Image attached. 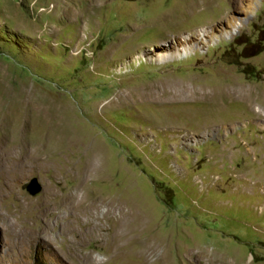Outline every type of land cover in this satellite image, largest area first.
<instances>
[{
  "label": "rangeland",
  "instance_id": "374dc122",
  "mask_svg": "<svg viewBox=\"0 0 264 264\" xmlns=\"http://www.w3.org/2000/svg\"><path fill=\"white\" fill-rule=\"evenodd\" d=\"M167 81L212 94L240 84L256 104L228 94L118 104L121 91ZM51 101L71 109L69 122L45 119ZM28 102L34 114L15 126ZM262 104L264 0H0V264H86L83 254L91 264H161V256L170 264H264ZM38 120L44 134L75 132L98 146L100 173L85 185L103 200L116 197L112 218L104 202L95 217L45 210L46 199L73 189L86 150L37 147ZM17 138L41 158L14 163L5 148ZM32 178L36 194L27 190ZM129 210L143 217L142 234L158 239L146 263L134 243L119 242L133 256L109 251L113 220L116 228ZM81 231L90 234L82 241Z\"/></svg>",
  "mask_w": 264,
  "mask_h": 264
},
{
  "label": "bare ground",
  "instance_id": "6f19581e",
  "mask_svg": "<svg viewBox=\"0 0 264 264\" xmlns=\"http://www.w3.org/2000/svg\"><path fill=\"white\" fill-rule=\"evenodd\" d=\"M161 48H163V46H161ZM171 58H172V56H171ZM163 59H166V56H164ZM206 88L207 87H202L200 85L199 86L198 85H192L191 83H188V82L167 81V82H165V84L162 87H159L157 85V86H155V88L153 87V88H150V89L124 90V91L119 92L117 94V97H118V104L119 105H127V104H131L133 102H141V103H147V102H150V101L151 102H161V101H164V100H167V99L168 100L169 99H171V100H209L212 96L214 97V98L213 97L212 98L215 101V99L218 96L228 94L230 96H233L235 99L245 100L246 103H247V106L250 109H252L254 107V105L256 104L255 103L256 102L255 101L256 97L254 98L252 93H250L251 90L249 88L243 87L240 84L239 85H236V84L232 85L230 89L229 88L228 89H220L219 88L220 90H218V92L215 91L216 93H214V94H212L213 92L211 93L208 90V88L207 89ZM246 89L247 90L249 89V90L246 92ZM29 103L30 102L26 103V105H25L26 109L24 108V109L20 110L19 113H17L16 119H15V122H14L15 126H16L17 121L20 118V116H23L22 117L23 119L20 120V124L21 125L22 124L24 125V123L29 122L28 119L25 120V116L30 115L31 112H32L31 109L33 107V104L28 106ZM60 105L61 104L52 102L50 104V106H48L49 107V111H51V112L50 113H48V112L45 113L44 117H45V119H47L49 121V123H52V122H54L56 120H68L67 122L70 121V118L72 116L69 115L70 114L69 112L71 111V109L68 108L67 105L66 106L62 105L64 107H62ZM261 106H264V104H262ZM39 109H40V107H39ZM257 111H258V115H260L261 114L260 106H259V109ZM33 112H34V110H33ZM38 116L36 114V117H38ZM28 118H29V116H28ZM34 119L37 120L38 118H34ZM42 119H44V118H42ZM38 121L36 123L33 121L34 124H32L33 125L32 126V135H34L35 137H38L37 141H36V144H37V142L39 140V147H42L43 143L48 141L49 144H56L57 147L59 146L60 148H63L64 150H67L69 152L71 151V152H79L80 153V150H82V148H83V150H86V158H85L86 160L81 164L80 168H78V169L76 168L75 169L74 175H75V178H77V182H76L75 186L73 187V189L70 190V191L65 192L57 201H52L50 199H46V201H45V204H46L45 210L54 212L56 214H58L59 211H61V212L62 211H66L67 213H69L68 215H70L74 219L81 213H86L89 217H95V215H96V213H97V211L99 209V206L103 205L102 203L104 202L105 205H106L105 216L111 217V214L114 211V208L116 207V201H115V200H117L116 197L109 196L107 199L105 198L103 200V199L100 198V196L102 197V195L99 196L97 191L91 189L89 187V185L88 186L85 185L86 184V180L89 179V176H93L95 174L97 175L98 173H100V172H98L97 167H95L97 165L98 156L100 157V155H101V153H100L101 151L99 150L98 146L92 148L91 147V145H92L91 142L87 143L84 140L85 136L84 137L83 136H78L75 132H72V133L71 132H67L64 135L62 134V136H57V135L52 136V135L47 134V133L44 134L43 133V131H44L43 127L41 126L42 121H39V122ZM30 123H31V120H30ZM25 127L26 126L19 127L17 133L21 134L23 132V130L25 131L27 129V128L25 129ZM22 134H24V133H22ZM11 140H12V142H11L12 145H10V143H8V146H7L8 148H5V149H8V150L12 151V152H10V154H11L10 159L14 160L15 161L14 163H16L17 161H19V159H22V158H24L27 155H29V157H31V159H33L32 161H37V160H39L41 158L36 153L37 152L36 148L38 147V144H37V147L35 146L36 150L35 149L31 150V149L28 148L29 144H27V141L25 142V139H23L24 143H22L21 140L19 141L18 138L15 139V140H13V139H11ZM48 142H47V144H48ZM3 144H4V142L0 141V147ZM49 144H48V146H49ZM31 145H32V143H31ZM93 145H94V143H93ZM2 148H4V147H2ZM2 148L0 149V162L4 159V156L7 155L6 154L7 151L5 152V154L2 153L4 151V150H2ZM99 153H100V155H99ZM39 162L40 161H38L37 163H39ZM4 163H6V162H4ZM24 163H25V161H24ZM26 165H27V161H26ZM16 166H18V165H16ZM0 167H2V166H0ZM19 168H20V166H19ZM100 170L101 169H99V171ZM7 171H8V169H7ZM16 171H17V169H16ZM101 177H102V175H101ZM2 188L0 186V196L2 195V192H3ZM78 192L81 193L80 197L77 196ZM117 203H119V202H117ZM120 209H121V207H120ZM121 213H123V212H120V214ZM135 214H137V213H135ZM127 217H128L127 220L126 219L123 220V218H122V221L119 222V225L117 223L116 228H115V225H114L115 222L113 220V230H112L109 238L107 239V242H108V245H109V249H110L109 251L112 252V253L115 252V254L119 253V254H117L119 257L133 256L134 252L131 253V248L127 249L128 251L127 250H124V251L122 250L121 251V249L119 248V245H120L119 242H121V241L125 242L126 241V242H129L131 245H132V243H134L135 245H137V247H139L137 249H138V258L140 259V262L141 263H146L148 256H150L155 251V249L160 247L159 244L156 242V240H158V239L155 238L153 235L147 237L146 235L142 234L143 230H141L142 228L140 229V227L143 225L142 224L143 217L141 215L136 216L134 214H131L130 210H129V214H128ZM116 218H117V216H116ZM66 221H67V228L71 230L72 228H70V226H69V225H71V227H72L71 220L67 219ZM46 227L47 226H46L45 223L42 224L41 226H38L36 228V230H35L36 235L37 236L41 235L42 232L46 230ZM93 229H94V226L90 227V233H92L91 231H93ZM147 230H146V232H147ZM88 235H90V234L88 232H86V231H81V232L77 233L78 239L81 240V241L84 240ZM126 246H129V245H126ZM135 253H136V251H135ZM199 253H201V252H199V251H194V252L193 251H188L187 255H188L189 258H191L193 260V262H195V261H198L197 259H200V257H197V255ZM81 257H82V261L84 263L91 264V258L92 257H90L89 254H83ZM157 259H158V257H157ZM160 261H161V264H170V261L167 258L163 257V256H161ZM195 264H196V262H195ZM204 264H224V263H222V261H220L218 259L211 258V260H207Z\"/></svg>",
  "mask_w": 264,
  "mask_h": 264
},
{
  "label": "water",
  "instance_id": "95a60500",
  "mask_svg": "<svg viewBox=\"0 0 264 264\" xmlns=\"http://www.w3.org/2000/svg\"><path fill=\"white\" fill-rule=\"evenodd\" d=\"M27 190L30 194H36L41 190V185L37 182L36 178H32L28 185Z\"/></svg>",
  "mask_w": 264,
  "mask_h": 264
}]
</instances>
